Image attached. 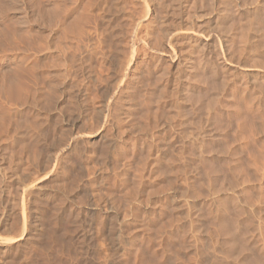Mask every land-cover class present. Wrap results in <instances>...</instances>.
<instances>
[{"label": "rangeland", "instance_id": "obj_1", "mask_svg": "<svg viewBox=\"0 0 264 264\" xmlns=\"http://www.w3.org/2000/svg\"><path fill=\"white\" fill-rule=\"evenodd\" d=\"M0 264H264V0H0Z\"/></svg>", "mask_w": 264, "mask_h": 264}, {"label": "bare ground", "instance_id": "obj_2", "mask_svg": "<svg viewBox=\"0 0 264 264\" xmlns=\"http://www.w3.org/2000/svg\"><path fill=\"white\" fill-rule=\"evenodd\" d=\"M184 1V0H183ZM185 1H187V0H185ZM187 6V5H186ZM15 87V86H14ZM15 91V90H14ZM22 233V232H21ZM24 233H22V235H23ZM21 235V234H20ZM22 235L19 237V235H18V238L17 239H19V241H20V238L22 237ZM30 239V238H29ZM15 241V240H14ZM11 243V242H10Z\"/></svg>", "mask_w": 264, "mask_h": 264}]
</instances>
